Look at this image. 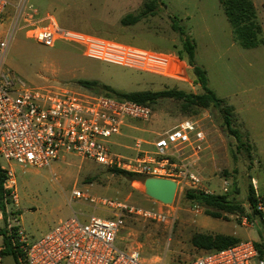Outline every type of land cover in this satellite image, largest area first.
Wrapping results in <instances>:
<instances>
[{
	"label": "rangeland",
	"instance_id": "rangeland-1",
	"mask_svg": "<svg viewBox=\"0 0 264 264\" xmlns=\"http://www.w3.org/2000/svg\"><path fill=\"white\" fill-rule=\"evenodd\" d=\"M16 5L20 0H7ZM147 0H28L34 11L40 15H54L63 27L114 38L136 46L160 51L182 52L179 32L172 27L177 21L196 42V61L209 71L211 86L218 96L230 105L240 108L237 127L244 133L250 151L238 150L239 144L217 121L218 113L206 110L210 126L214 125L224 146L221 159L217 160L210 174L203 175L201 189L214 194H223L225 180L229 181L227 194L243 203L247 214L252 209L248 201L249 186L264 194V65L254 57L264 59V47L258 52L239 46L238 53L230 49L231 25L219 0H162L164 3L156 15L141 22L123 26L121 20L128 14H138ZM0 21V33L10 29V19ZM6 37V35H5ZM212 41L220 44L218 53L211 46ZM260 47V46H259ZM252 64V65H251ZM5 67L29 84L60 85L73 90L79 81H99L122 93L139 91H161L178 88L192 93L202 89L195 76L189 71L188 80L173 79L141 72L122 65L87 57L78 44L65 41L53 47L44 46L29 37L27 30H17L12 38ZM248 79H251L249 81ZM153 110L160 113V135L176 127L186 118H203V111L184 113L181 103L174 99H162ZM197 113V114H196ZM154 115V114H153ZM151 119L149 122L151 123ZM212 129V128H211ZM158 135L157 137H159ZM136 139L147 138L137 133ZM136 139L128 140L134 146ZM117 150V147H113ZM147 147H143L146 149ZM131 156L129 154H124ZM0 167L12 169L16 179L15 192L18 205L8 206L9 226L25 231L28 242L34 244L47 235L61 221L74 213L92 214L94 209L80 201L70 203L72 191L127 200L130 204L147 211L169 215L170 221L162 223L144 216H128L125 228L120 233L117 245L123 249H139L146 264H178L196 258L202 251L192 244L195 233H235L241 240L264 243V231L244 225L235 215L230 220H215L203 209L196 212L195 206L185 200L187 188L177 192L172 205L149 198L143 191V180L131 181L104 165L68 156L63 162L47 168L22 166L8 162L0 156ZM235 188L238 193H234ZM99 215H104L97 212ZM209 221L219 225L213 228ZM247 216V215H245ZM0 219V229L6 228V219ZM3 236H0V246ZM4 264H16L12 256L4 258Z\"/></svg>",
	"mask_w": 264,
	"mask_h": 264
},
{
	"label": "built area",
	"instance_id": "built-area-1",
	"mask_svg": "<svg viewBox=\"0 0 264 264\" xmlns=\"http://www.w3.org/2000/svg\"><path fill=\"white\" fill-rule=\"evenodd\" d=\"M11 12L9 31L4 36L0 33V156L10 163L40 169L63 162L68 156H78L109 169L172 179L178 191L187 188L214 194L201 189L203 178L196 169L207 145V132L200 119L186 118L164 132L153 142L152 151H144L143 141H137V152L127 156L113 150L111 139L121 134L130 121H150L153 108L86 90L29 84L5 67L13 35L20 29L27 30L29 37L44 46L53 47L60 41L78 44L87 57L176 81L188 80L191 66L185 58L175 52L63 27L54 15L34 11L28 0H20L16 5L0 0V21L11 16ZM2 169L6 174L5 186L18 205L14 172ZM255 184L254 181V188ZM230 185L225 180L224 194L229 192ZM255 194L253 218L235 216L244 225L264 231V194ZM74 201L88 204L94 213H74L34 244L28 242L23 229L13 231L23 255L22 264H146L139 249L127 250L117 245L126 218L144 216L162 223L171 218L162 212L138 208L127 200L76 188L70 197V203ZM195 208L196 212L202 209ZM2 216L0 210V219ZM8 230L12 233L9 224ZM256 243L242 240L223 250L202 251L193 260L178 264H264ZM0 264H4L2 246Z\"/></svg>",
	"mask_w": 264,
	"mask_h": 264
},
{
	"label": "trees",
	"instance_id": "trees-1",
	"mask_svg": "<svg viewBox=\"0 0 264 264\" xmlns=\"http://www.w3.org/2000/svg\"><path fill=\"white\" fill-rule=\"evenodd\" d=\"M232 27L235 41L243 49H254L264 45V36L261 23L258 20L257 9L252 0H219ZM164 3L161 0H147L145 7L138 14H128L121 20L123 26H131L141 22L148 16L156 15ZM173 29L181 35L183 58L191 66V72L196 78L197 84L201 86V93H192L178 88L165 89L161 91H139L122 93L110 86L101 84L99 81H79L80 89L86 90L95 95H103L119 100H128L142 105L154 107L162 99H174L181 103L184 113H191L192 110H211L218 113L217 121L222 128L239 143L237 149L245 148L250 151V146L244 141L245 135L236 123L238 118L235 107L228 104L225 99L218 97L216 92L209 87L207 71L196 63V42L187 34L184 27L177 21L173 22ZM154 111V110H153ZM197 114V113H196ZM119 175L127 176L131 181L143 179L139 175L127 173L117 169H111ZM6 174L0 167V210L6 219V228L0 229V236H3L2 255L12 256L16 264H22L20 259L22 253L16 241L15 229L12 233L8 230V206L14 202L10 196V190L5 186ZM234 193H238L235 188ZM184 198L193 206H199L204 213L214 219L230 220V216L247 215L250 219L254 213L247 214L243 203L231 197L230 194H207L196 189H189L185 192ZM248 201L250 208L254 211L257 197L253 185L249 186ZM192 244L201 251H218L240 243L242 240L231 234H210L195 233L192 237ZM260 257L264 259V243H256Z\"/></svg>",
	"mask_w": 264,
	"mask_h": 264
},
{
	"label": "crops",
	"instance_id": "crops-1",
	"mask_svg": "<svg viewBox=\"0 0 264 264\" xmlns=\"http://www.w3.org/2000/svg\"><path fill=\"white\" fill-rule=\"evenodd\" d=\"M252 1L254 2L255 7L257 9L258 20L261 23V26L263 29V36H264V0H252ZM224 14H225V12H224ZM226 18H227V16H226ZM211 46L218 53L220 52L219 49H221L220 48L221 46H220V44H218L217 41H212ZM239 46L240 45L234 39L233 30H231V33H230V49H234L235 54H240V53H238V49H237V48H239ZM261 47H264V45L257 47V48H254V49H245V50L258 52V50ZM196 48L198 49L197 44H196ZM254 58L259 61L258 63H253L254 66L260 67V66L264 65V59L260 60L257 57H254ZM196 63L198 66L202 67V65L199 64L198 61H196ZM202 68L207 71L209 87L212 90H214L211 86L209 71L205 68V66H203ZM248 80L251 81V79H248ZM214 91L218 95L217 91L216 90H214ZM220 98H221V96H220ZM222 99H224V98H222ZM232 106H234V105H232ZM234 107H235L236 116L240 115V108L237 105H235ZM202 111L204 113L203 115H205V116L203 118H198V119H200L202 121V124H203L204 128L206 129L207 145H206V149H205L204 153L202 154L201 158L198 159V161L196 162V169L198 170V172L201 174V176L203 178V175L210 174L212 168L216 165L217 160L222 158L220 155L223 154L224 146L221 143L222 139H221L220 134H218V132L216 130H213L215 128V126L214 125L210 126L211 122L209 120H207V116H206L207 111L206 110H202ZM159 117H160V113L157 112L155 114V112H154V115L152 117L153 121L151 123H146L145 121H130L126 126L123 127L121 134L116 135L111 139L112 147H117V150H115L114 148H113V150L116 152L122 153V154L134 155L137 152V149H136L137 141H143L141 148L143 149V147L145 146L147 148L143 149L144 151H152L153 150V142L155 141V139H157V136L160 135L159 133H160V131H162L161 129H163V125H161V123H160L161 120H159L160 119ZM147 122H149V121H147ZM137 133L146 134L147 138L136 139L135 137H136ZM132 139H136V142H135L133 147L131 144L128 143V140H132ZM193 158L194 157H191L190 159L193 160ZM56 163H58V162H56ZM208 217L206 216L205 220L207 222H210L213 225L214 229H217L219 227V225L212 222V221H209ZM215 220H220V219H215ZM217 233L235 235V233H224V232H217ZM210 234H212V233L210 232Z\"/></svg>",
	"mask_w": 264,
	"mask_h": 264
},
{
	"label": "water",
	"instance_id": "water-1",
	"mask_svg": "<svg viewBox=\"0 0 264 264\" xmlns=\"http://www.w3.org/2000/svg\"><path fill=\"white\" fill-rule=\"evenodd\" d=\"M143 191L151 199L164 205H172L178 192V185L172 179L147 177L143 182Z\"/></svg>",
	"mask_w": 264,
	"mask_h": 264
}]
</instances>
